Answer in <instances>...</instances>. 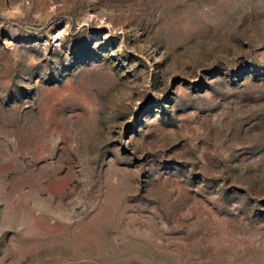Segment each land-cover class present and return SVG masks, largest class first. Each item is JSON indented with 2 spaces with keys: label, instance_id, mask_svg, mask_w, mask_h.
<instances>
[{
  "label": "rangeland",
  "instance_id": "374dc122",
  "mask_svg": "<svg viewBox=\"0 0 264 264\" xmlns=\"http://www.w3.org/2000/svg\"><path fill=\"white\" fill-rule=\"evenodd\" d=\"M0 0V264H264V0Z\"/></svg>",
  "mask_w": 264,
  "mask_h": 264
},
{
  "label": "clouds",
  "instance_id": "9594fccd",
  "mask_svg": "<svg viewBox=\"0 0 264 264\" xmlns=\"http://www.w3.org/2000/svg\"><path fill=\"white\" fill-rule=\"evenodd\" d=\"M26 3V0H19L18 3L13 5L4 15L10 18H16L22 15V7Z\"/></svg>",
  "mask_w": 264,
  "mask_h": 264
}]
</instances>
